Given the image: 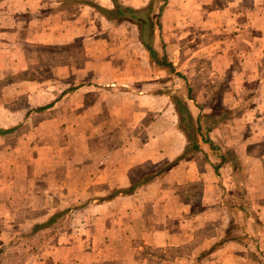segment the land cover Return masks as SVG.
<instances>
[{"label":"rangeland","instance_id":"rangeland-1","mask_svg":"<svg viewBox=\"0 0 264 264\" xmlns=\"http://www.w3.org/2000/svg\"><path fill=\"white\" fill-rule=\"evenodd\" d=\"M147 2L127 1L134 6ZM183 2L188 7L181 10V0L170 1L164 17H161L162 42L156 41L159 51L164 45L167 62L173 71L166 65L150 63L137 40L136 26L99 21L92 16L91 7L79 2H69L74 10L70 11L71 14L67 11L59 14L57 21L43 20V23L31 25L28 17L15 20L16 23H25L24 28L20 26V40L17 27L4 28V43L0 44V128L21 125L14 133L0 136V189L5 186L8 193L15 192L20 184L16 179L22 180L25 189L28 180L31 185L37 169L36 160H49L59 155L57 148L64 144L83 141L82 132L74 129L77 124L81 125L78 109L61 104L65 100L60 95L73 86L63 81L66 77H75L81 83L88 75L94 74L88 68L94 60L112 62L109 65L101 62L96 67L95 74L101 77V86L114 80L116 90L132 91L146 106L145 111H138V115L123 107L119 114L124 124L117 125L120 129L116 126L115 132L104 133L94 142H115L125 139L128 132L132 136L140 134L139 137L156 135L162 124L173 123V120L189 135L188 123H181V113L176 108L183 104L191 112L193 121L200 118L203 125L214 126L212 138L221 147L229 148L230 163L240 155L239 152L242 153L239 149L247 138L259 143L250 147L251 154L264 155V92L263 96L259 94L264 80V0ZM54 26L58 27L54 29ZM67 27L70 29L68 34L65 32ZM52 33L56 34L50 36ZM240 39H245L243 43H248L245 45L251 50H246L249 56L244 68L230 63L242 62L240 50L236 49L237 43L242 42ZM245 71L251 74L248 82H240V79L232 82L237 78L234 73L241 76ZM247 89L249 93L243 97L241 94ZM125 96L134 99L132 95ZM56 100L60 101L54 108L35 112ZM169 107L175 109L177 115H169L166 111ZM134 116L137 125L132 127L134 124L130 122ZM154 122H157L155 127L143 135V125L147 127ZM223 123H231V127L226 131L223 126L219 128ZM252 124L259 130H253ZM193 139L200 142L199 136ZM157 167L158 164H151L136 170L135 181H141L140 174L154 172ZM8 180L15 183L9 184ZM84 204L85 201L79 200L67 208L77 210ZM33 214L30 216L35 222L36 217L45 222L51 216L44 219L45 209ZM66 215L61 227L53 234L51 228L34 232L39 222H21L19 228L15 226L17 229L12 231L11 242L0 248V264H39L35 256L50 247L51 237L63 228ZM206 218L203 216L202 222ZM214 233L213 228L204 226L200 228L197 243L165 248L142 246L140 254L147 255V264H190L192 254L203 250L204 240Z\"/></svg>","mask_w":264,"mask_h":264},{"label":"crops","instance_id":"crops-1","mask_svg":"<svg viewBox=\"0 0 264 264\" xmlns=\"http://www.w3.org/2000/svg\"><path fill=\"white\" fill-rule=\"evenodd\" d=\"M118 1L134 8L143 7L149 2L134 6L128 4V0ZM170 1L172 0H167L166 7L170 6ZM183 1L181 0V10L188 7ZM69 2H79L78 4L89 7L93 3L105 9L112 8L111 0H0V44L4 43V28L12 25L17 27L20 40V26L24 28L25 23H16L15 20L28 17L31 25H35V22L43 23V20H58L59 14L63 15L66 11L71 14L70 11L74 10ZM59 4L63 6L59 8ZM92 13L95 19L106 21L93 8ZM57 27L54 26V29ZM69 30V27L65 28L67 34ZM54 34L56 33L50 36ZM22 35L25 36L23 33ZM157 39H154V47L159 51ZM240 40L242 42L237 43L236 49L240 50L242 62L230 63L244 68L248 65L249 53L246 50H251L245 45L248 43H243L245 39ZM232 51L235 52V48ZM101 62L107 65L112 63L108 60L91 61L88 68L94 74L88 75L87 80L81 83L75 77H64L63 80L77 87L71 93L63 91L60 97L65 100L61 104L78 109L81 125L75 124L74 129L82 132L83 141L80 144H64L57 148L59 155L52 156L49 160H36L37 169L31 185L29 180L27 182L29 189L27 185L25 189L22 188L24 184L21 179L15 180L20 184L13 193L5 191V186L1 187L0 248L11 242L12 231L17 229L15 226L19 228L21 222L42 223L40 217H36L35 222L30 213L35 215L45 209L46 220L52 213L67 210L63 228L51 237L50 247L35 256L39 259V264H147V255L140 254L142 246L165 248L197 243L200 228L204 226L213 228L215 233L204 240L203 250L192 254L193 261L190 264H264V155H253L249 151L250 147L254 148L259 143L250 142L247 138L239 149L242 151L239 152L240 157L237 155L234 158L239 161L244 172V187L247 192L245 207L249 210L245 221L248 239L242 243L233 237H224L230 224V216L228 207L223 203L222 189L226 194H232L242 186H238L231 176L232 163L227 156L229 148L221 147L212 138L214 126H209L208 137L226 159L218 170L220 180L212 168V164H219V159L208 147L205 149V144L194 140L201 152L183 157L172 169L154 181L135 185L139 182L135 181L136 170L151 164H158V170L161 166L172 163L191 144L185 128H180L174 120L173 123L162 124L161 131L156 135L139 137L140 134L134 133L135 136H132L128 132L125 139L115 142H94V139H99L104 133L110 135L115 132L117 125L124 124L119 114L123 107H127L134 115H138V111H145L146 107L132 91L123 93L116 90L114 80L111 84L101 86V77L95 74L96 67ZM250 75L247 71L241 76L234 73L237 78L232 82L240 79V82L246 83ZM262 91L264 92V80L259 89V94L263 96ZM247 93L248 89L241 95L246 97ZM127 94L134 99L126 97ZM59 101L53 102L49 109L54 108ZM149 109L147 110L150 111ZM166 111L169 115H177L175 109L171 110L170 107ZM189 113L192 117L191 112ZM169 119L171 121L170 116ZM135 121L134 116L130 124ZM155 123L157 122L150 123L147 127L143 125L142 134L150 132ZM136 125L137 123L132 127ZM252 125L253 130L257 131L258 127ZM222 126L226 131L231 123H223L219 128ZM117 128L120 129L118 126ZM150 174L152 172L147 171L140 174V178ZM12 183L15 182H9ZM4 184L2 180V185ZM133 186L135 187L130 193H122ZM252 195L255 196L254 199ZM79 200L85 201L82 208H67ZM206 212L209 214L206 215ZM203 216L208 217L204 222Z\"/></svg>","mask_w":264,"mask_h":264},{"label":"trees","instance_id":"trees-1","mask_svg":"<svg viewBox=\"0 0 264 264\" xmlns=\"http://www.w3.org/2000/svg\"><path fill=\"white\" fill-rule=\"evenodd\" d=\"M111 1V9H105L92 3L90 4V6L97 12H99L112 25L130 23L136 26L139 42L146 51L150 63L161 66L166 65L171 71H173L171 64L167 62V53L165 51L164 45H161L160 51H157L154 47L155 38H158L159 41L162 42L161 17L163 12L165 11L167 0H149V2L145 6L139 8L123 5V3L118 0ZM181 79L186 81L182 75ZM76 88L77 87L75 86H71L65 91L71 93ZM188 92L190 91L188 90ZM52 104L53 103H50L49 105L38 108L35 112L38 113L44 111L50 108ZM176 108L178 112L181 113V121L188 123V130L191 132L189 134L188 142L189 144H191L187 145L188 147H186L184 153L182 155L180 154L176 159L173 160L172 163L161 166L158 170L152 172V174L142 178L141 181L137 182L135 185L139 186L154 181L157 177H160L163 173L172 169L173 165L180 162L183 157H187L190 153L201 152L198 143H196L193 139L196 136H199L200 142L202 144L207 145L213 155L219 159V164H212V168L214 170L215 175L220 180V174L218 170L221 165L226 162V159L225 156L220 153V149L208 137V133L210 131L209 126H206L204 124V127L202 128L201 124H203V122L200 118L193 121L190 113L188 112L187 108L183 106V104L177 105ZM20 125L21 124L19 123L14 127L6 129L0 128V136H5L14 133L20 127ZM231 168L233 171V174L231 176L234 178V182L238 186H242V188L237 189L235 193L232 194H226V191L222 189L223 203L228 207L230 216V224L228 229L224 233V237H233L234 240L243 243L245 239H248V235L245 232V221L249 215V210L245 207V204L247 203V192L244 187V172L242 171V168L237 159L233 160ZM134 187L135 186H133L131 189L123 190L122 193H130ZM66 214L67 210L57 211L53 213L45 222L35 225L33 231L35 232L37 230L51 228V233L53 234V232H56L61 227L63 218Z\"/></svg>","mask_w":264,"mask_h":264}]
</instances>
